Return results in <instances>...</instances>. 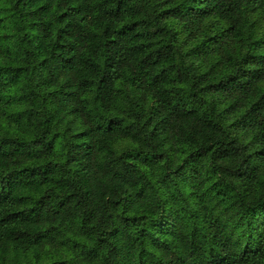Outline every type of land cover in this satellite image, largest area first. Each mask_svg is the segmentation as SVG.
Instances as JSON below:
<instances>
[{
	"label": "trees",
	"instance_id": "1",
	"mask_svg": "<svg viewBox=\"0 0 264 264\" xmlns=\"http://www.w3.org/2000/svg\"><path fill=\"white\" fill-rule=\"evenodd\" d=\"M0 4V264H264V0ZM113 121L135 160L94 143ZM161 127L186 174L147 150Z\"/></svg>",
	"mask_w": 264,
	"mask_h": 264
},
{
	"label": "clouds",
	"instance_id": "2",
	"mask_svg": "<svg viewBox=\"0 0 264 264\" xmlns=\"http://www.w3.org/2000/svg\"><path fill=\"white\" fill-rule=\"evenodd\" d=\"M97 2H99V0H97ZM6 7L8 6L4 4H0V8H6ZM83 15L84 12H81L80 15L76 16V19L74 21H66V23H69L71 25H78L80 26L81 30L91 31L92 33L95 34H99L103 31L102 24L97 23V18H98L97 13H93L92 16H89L87 20L81 22V17ZM2 35L3 32H0V36ZM123 71L127 72V69L125 68L123 69ZM121 85H122V80L117 79L115 82V88L119 89L121 88ZM181 87H185V85H181ZM133 99H138V96L130 97L128 100H125L122 105L124 109L123 119L127 121L128 124L134 123L130 119V116L128 114V105ZM156 107H158V105L152 100L151 96H149L145 114H147V109H152ZM112 115H117V113L113 112ZM235 118L236 117H233V119ZM229 123H231V120L229 121ZM5 135L6 133L4 129L0 128V137H4ZM92 135L94 137V143H100L103 144L104 146H110L117 136L124 135L129 137L127 147L122 151L115 152L111 157L106 156L105 159L108 161H113V160L123 161L127 157H132V160H135L136 158H138L139 155H142L146 150V142L142 138L143 134L141 130L137 128L136 131H130L127 125H121L119 121H113L111 125V130L106 132L103 138H101L98 134H96L94 127L92 128ZM154 135L158 137V140L154 145L148 143L147 150L151 151L152 148L158 147L161 151H163L167 156V158L163 161V163L167 164L169 170L179 169L182 173L185 174L188 171H190V169H188V165L186 161L188 156L191 153L195 152V148L179 140L175 134L166 131L164 127L158 129L156 133H154ZM12 138L13 139L23 138L28 141L32 139L31 136L22 137L20 133H12ZM249 140H251V137H248V139L244 140L243 143L247 144ZM155 159L160 160V157L156 156ZM132 160H130L129 163H132ZM108 167L109 170H111L110 165ZM7 180H8L7 174L0 176V182L6 184ZM104 191L107 192L108 188L105 187ZM105 198H107V196Z\"/></svg>",
	"mask_w": 264,
	"mask_h": 264
}]
</instances>
